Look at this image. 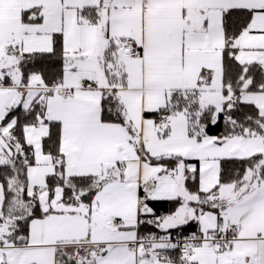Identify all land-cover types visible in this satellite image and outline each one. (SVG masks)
<instances>
[{"label":"snow or ice","instance_id":"6c2138e0","mask_svg":"<svg viewBox=\"0 0 264 264\" xmlns=\"http://www.w3.org/2000/svg\"><path fill=\"white\" fill-rule=\"evenodd\" d=\"M0 264H264V0H0Z\"/></svg>","mask_w":264,"mask_h":264}]
</instances>
